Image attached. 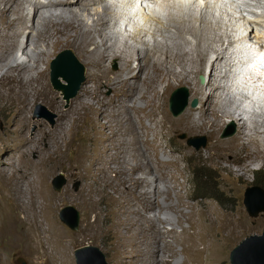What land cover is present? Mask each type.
<instances>
[{
    "label": "bare ground",
    "instance_id": "obj_1",
    "mask_svg": "<svg viewBox=\"0 0 264 264\" xmlns=\"http://www.w3.org/2000/svg\"><path fill=\"white\" fill-rule=\"evenodd\" d=\"M122 1L0 0V71H3L0 95L30 106L40 99L59 115L60 129L57 132L51 133L49 128L43 127L36 140L15 138L13 145L0 149L7 156L3 163L15 166L13 169L0 166V174L6 179L4 186L10 193V199L17 206H24L25 222L29 223L24 235L39 238L36 253L42 259L41 264H74L70 253L72 240L57 219L56 210L60 205L49 192V176L55 167H40V161L36 164L30 155L40 140L49 136L53 140V153H62L76 135L73 116H78L75 119L89 118L97 128L105 122L109 128L108 141H96L93 154L89 155L87 151L84 160L79 162L78 159V166L73 170L80 177L88 172L87 176L94 177L96 181L102 183L104 180L109 189L120 191L124 187L127 199L125 213L117 220L128 224L130 238L125 241L132 246L128 251L140 264H188L191 250L198 253L210 250L216 258L222 239L235 238L247 225L243 214L227 216L214 205L208 206L204 202L203 208L197 209L191 204L190 199L194 197L184 194L186 181L180 180L185 173L181 159L163 150V142L169 141L168 145H171L172 136L181 130V124L188 122L190 132H203L217 138L223 119L235 114L239 124L237 140H228L220 145L223 153L228 152L231 144L244 143V148L256 146L258 154H264V122L253 117L260 112L264 114V106L252 100L242 85H235L231 58L234 52L229 49L228 54L216 44L238 43L241 38H231L230 33L234 35L233 30L238 33L239 27L234 26L239 25L230 24L231 20L223 23L212 10L211 27L198 25L192 16L201 13L202 20L206 21L208 9H199L198 12L195 5L183 7V3L187 4L185 1L191 0H164L167 10L164 17L158 12L147 15L148 25L134 24L131 31L121 33L117 29L121 25L120 20L115 16L121 11L114 5ZM242 2L230 0L228 9L231 12L227 4L220 9L231 15L239 12L247 31L243 38L247 37L258 50L257 45L264 46L260 39L264 37V11L261 16H256L258 20H250L245 16V11H250V3ZM204 5L214 8L207 1ZM137 6L136 1L133 7ZM174 10L181 14L177 16ZM94 11L95 17H92ZM138 16L142 18V15ZM256 24L262 28H257ZM111 29L118 33H111ZM199 30L212 33L209 37L211 42L203 44ZM185 32L197 39V48L201 50L197 56L180 44L188 43ZM150 33L152 39L145 36ZM256 33L260 36L257 37ZM137 41L150 44L151 51L140 47ZM64 46L79 51L90 66L88 80L80 96L71 100L68 108L64 106V89H54L46 79L49 47L58 49ZM253 50H247L251 64L257 59L252 54ZM113 58L120 62L119 71L114 73L109 67ZM134 61H139L138 67H132ZM193 73H207L209 83L217 80L223 91L212 96L199 79L192 77ZM59 79L63 84L68 82L63 76ZM174 79L189 82L193 95L201 99L199 108H189L184 114L186 119H172L165 109V99L174 86ZM106 85L113 88L110 97L105 95ZM161 85L165 87L163 92ZM245 99L251 101L256 110L247 109L243 104ZM242 107L245 108L243 112L240 111ZM236 111L241 114L237 115ZM24 113H27L26 108ZM245 116L255 123L251 134L246 132ZM174 147L185 156L189 152L185 146ZM152 178L157 180V185ZM97 195L98 189L93 183H87L79 195L89 213L83 228L85 238L96 237L102 232L99 226L102 213ZM151 213H155V218ZM184 222L188 223L187 227ZM168 225L171 228H167ZM110 227L111 224L106 230L110 231ZM5 229L3 226L2 231ZM215 232H222L223 236L215 238ZM168 237L173 239L168 240ZM119 246L121 254L127 253L126 246L122 243Z\"/></svg>",
    "mask_w": 264,
    "mask_h": 264
},
{
    "label": "rangeland",
    "instance_id": "obj_2",
    "mask_svg": "<svg viewBox=\"0 0 264 264\" xmlns=\"http://www.w3.org/2000/svg\"><path fill=\"white\" fill-rule=\"evenodd\" d=\"M259 1L243 0L242 3H250V7L248 8L250 9V11H245L246 18L250 20H258V17L256 18V16H261L264 11V0ZM226 3L229 6L227 8H230V0H228ZM259 3H261L262 6L259 5ZM195 5L197 7H200L197 3H195ZM214 5L216 8L210 7V9L208 8L209 6L204 7V5H201V8H199L209 10V15L208 13L206 15L208 18L206 21L202 20L201 13H195L192 18L198 25L202 24L204 26L211 27L213 22H211L209 19L211 16L210 11L212 10L213 12H215V15H218L216 17L219 18L223 23H230V20V24L232 25L237 23V25L239 26L235 25L234 28L239 27L238 33L236 32V30H233L234 35H232V33L230 32L229 33L231 38H241L239 39L238 43H236L235 48L240 47L246 39L245 37L243 38V36L245 35L244 33H246V31L244 30L243 18L242 21L240 20L241 18L239 17V15H236V13H232L231 15V13H227L225 12V10L223 11L222 9H220V1H215ZM199 9L198 12L200 11ZM174 12L177 16L181 14V12L177 10H174ZM118 14L119 15L115 14V16H118V20H120L122 18V14ZM164 14L165 11L162 13V15ZM92 17H95V11L92 13ZM89 18H91V14ZM182 18L184 19L183 16ZM255 26L259 29L262 28L259 24H256ZM117 29L118 32L121 31V33L128 32V30H125V28L123 27L118 26ZM111 30V33L115 31L113 29ZM199 33L202 34L203 44L211 42L209 37L212 36V33L209 34V31H204L202 33L201 30H199ZM259 34L260 33H256V36L259 37ZM149 35H151L153 38V35L151 33ZM184 37L188 40V43L185 44V42H180V44H183L182 46L186 48L185 50H191L192 54L197 56L201 51L199 48H197V39L189 32H185ZM159 38L163 39L162 36H159ZM97 39L100 40L99 37H97ZM260 39L264 43V37L261 36ZM136 43L140 47L151 51L150 44H143L138 41ZM216 44L218 45V47L224 48L225 51L229 50L230 47H232V45H229L226 42H224V44ZM49 49L51 50V52L46 63V79L54 89L57 88H55L51 82V62L57 57L60 52L66 49H71L85 67V80L82 83L77 95L71 97L70 100H67L65 98L66 102L64 106L68 108L70 106L71 100L80 96L82 88L88 80L90 66L87 64V58H85L79 51L74 48L64 46L58 49L49 47ZM89 49L93 50V47L89 46ZM138 66L139 61H134L132 63V67ZM109 67L112 73L118 72L120 69L119 60L115 58L111 59L109 62ZM2 72L3 71H0V75L2 74ZM192 77L199 79L201 84L212 93V96L223 91V88H221L217 80H212L209 83V76L207 73H193ZM174 80V86L169 91L165 99V109L172 119H186L187 117L184 114H186L189 108H199L201 106V99L198 96L193 95V89H190V86L187 84L189 82H180L176 79ZM236 80L239 81L238 76H236ZM243 83L248 86L249 90L251 91V85L246 82ZM1 85H3V83H0V86ZM182 86L186 87L188 90V103L184 111H182L180 114L173 115V112L170 109V98L174 90ZM241 87L247 93V89L243 87V85ZM164 88V85L160 86V90L162 92L165 90ZM104 89L105 95L108 97H110L114 92L113 88L107 85L104 87ZM252 93H250V95H252ZM194 102H196L195 106L192 105ZM39 104L43 106V108L38 110L40 112V116L42 115V117H38V115L36 117V112H34L35 110H37V105ZM243 104L246 105V107H248L247 109H250L251 111H253L254 109L256 110V107H254L249 100H243ZM260 105L264 106V103ZM29 107L30 110H28ZM25 108L27 113H24ZM234 108L235 106H233V109ZM244 109L245 108L242 107L240 108V111L243 112ZM239 113L241 114V112L236 111L237 115H239ZM49 114H53L52 119L49 118ZM196 114L197 113L195 112V115ZM234 115L235 114L228 115L223 119V125L221 126V130L217 138H214L212 135L203 132L192 133L187 127L188 122H185L181 124V130L172 136L171 145H168L170 144L169 141L165 140L163 142V150L168 155L181 159V167L185 169V173L183 176H181L180 180L183 182L186 181L185 187L183 188L184 194L187 196L190 194L194 197L193 199H190L191 204L195 205L197 209H202V203L205 202L206 204H208V206L210 204L214 205L222 214H226L227 216L229 214H233L235 216L243 214L244 218L247 221L246 227L241 232H239L235 238L226 240L225 238L222 239V244L220 245L221 249L216 253H219L218 257L213 258L214 254H211L210 250L206 252L201 251V253H198L196 250H191L188 264H231L230 253L234 246H237L250 235L262 234L264 232V212H261L256 217H252L250 216L244 204V193L246 188L254 185L253 181L256 180V173L258 171H262L264 173V154H258V149L256 146H252V148L249 149L244 148V143L231 144L228 147V152L226 153H223L222 148L220 147V145L224 144L228 140H237V136L239 133V124L237 123ZM22 116H24L23 120L25 121L21 119L23 118ZM75 117L78 116L72 117L73 125L75 124L74 127L76 128L74 129V131H76L75 138L69 144V146L62 151V153H53V140H51L52 137L49 136L40 140V142L38 143V147L35 148L30 155V158L34 160L36 164L37 161H40V164L38 165L40 167H49L52 169L55 167L54 172L51 176H49V192L53 198L56 197L57 202L60 205L56 210L57 219L71 237L72 247L70 249V253L73 259V263L77 264L75 255L76 250L89 245L99 247L105 254L108 264H140L138 260L136 261V258H134L135 256L129 253L128 249H132V246L130 245V247L127 244L128 241H125V239L127 240L128 238H130V230L128 229V224L121 223L117 220L118 217H121L125 213V204L127 199L123 192L124 187H122L120 191L109 189L107 186L108 184L104 180H101L102 183L98 182L94 177L91 178L90 175L87 176V174H89L88 172L86 173V175H83V177H80L76 170H73V167L77 168L78 166V159L79 162L80 160H84L87 151L89 152V155L93 154V148L96 145V141H108L107 136H109V128L107 125H105V122H101L97 128L96 123L91 124L89 118L75 119ZM253 117H255L256 119L261 118L260 122H264V114L261 112L260 114H254ZM244 119L246 120L247 126L246 132L251 134V132H253L252 129L255 123L251 122L250 117L245 116ZM212 120H216L213 115ZM58 122V112H56L46 102L40 99H38L36 102L34 101L33 105L30 106L27 104L24 105V103L23 105L19 104L17 100L11 98L10 96L0 95V149L2 146L13 145V139L15 138L17 139L20 137H26L30 140H36L39 136V132L43 127L49 128L51 133H54L55 131L57 132L58 129H60ZM232 125H234V127ZM232 130L234 131L233 133L231 132ZM229 132H231V134ZM194 136L205 137L206 144L201 146L200 148H196L195 146L189 144V139ZM174 146H185L187 149H189V152L185 156L184 153L177 151ZM6 157L7 156L5 155V153L1 152L0 150V166H8L10 169L15 168V166L6 165L3 163L5 162ZM16 158H18V156ZM200 166L203 167V169L201 170L204 173L209 174L208 178H202L201 174H196L195 176V172H197L196 170ZM59 175H62L61 177L66 179V182L60 191L55 190L53 187V179ZM152 179L154 184L157 185V180H155V178ZM5 180L6 179L0 174V262L2 264H22L20 259H23L26 264H41L42 259L39 258L38 254L36 253V241H38L39 238L37 236L26 237L24 235L27 225L29 224L28 221L25 222L26 215L24 206L19 207L15 204L14 200L10 199V193L4 186ZM261 181L262 179L261 177H259L257 182L260 183ZM24 182L28 184L27 179H25ZM87 183H93L94 187L98 189L97 198L100 202L99 208L100 212L102 213L99 226L101 227L102 232L98 233L96 237L85 238L86 236L83 233V228L85 226L86 220L88 219L89 213L85 207V204L81 201V199H79V195ZM207 183L208 186L204 188V191H201L203 189L198 190V187L200 185L204 186L207 185ZM209 192L211 195L214 194L217 197L202 195V193ZM68 205L74 206L75 209L79 212V228L77 230L72 229L65 221L61 219L62 211ZM151 214L155 218V213ZM110 224V231H107L106 228L110 226ZM184 225L187 227L188 223L184 222ZM3 226L6 227V229L2 231ZM167 228H171V226L168 225ZM179 231H181L180 228ZM222 234V232H215V238H220V236H223ZM136 238H138L137 234ZM172 239V237H168V240ZM121 243L122 246H126L127 253L121 254V251L119 250V244ZM202 246L200 245L199 247L203 249ZM178 248L180 249L181 246H179Z\"/></svg>",
    "mask_w": 264,
    "mask_h": 264
},
{
    "label": "water",
    "instance_id": "obj_3",
    "mask_svg": "<svg viewBox=\"0 0 264 264\" xmlns=\"http://www.w3.org/2000/svg\"><path fill=\"white\" fill-rule=\"evenodd\" d=\"M59 76H63L69 84H63ZM85 80V67L76 57L71 49L60 52L51 62V82L55 88H63L66 99L77 95L82 83ZM188 90L182 86L174 90L170 98V109L173 115L180 114L184 111L188 103ZM196 105V102L192 104ZM42 105H37L36 117L40 116ZM53 118V114H49ZM234 127V125H232ZM234 132L233 130L231 131ZM231 132H229L231 134ZM227 134V135H230ZM189 144L200 148L205 145V137L194 136L189 139ZM56 176L53 179V187L60 191L66 182V179ZM244 204L250 216L256 217L264 212V188L258 185L247 187L244 193ZM61 219L65 221L72 229L79 228V212L74 206H66L62 213ZM77 264H108L105 254L97 246H86L79 248L75 252ZM22 264H26L20 259ZM231 264H264V232L246 237L237 246H234L230 253Z\"/></svg>",
    "mask_w": 264,
    "mask_h": 264
},
{
    "label": "clouds",
    "instance_id": "obj_4",
    "mask_svg": "<svg viewBox=\"0 0 264 264\" xmlns=\"http://www.w3.org/2000/svg\"><path fill=\"white\" fill-rule=\"evenodd\" d=\"M137 1V7H133L135 2ZM149 5L145 6L143 0H123L122 2L117 3L114 5L117 9L121 11L122 18L120 19V27L127 29L128 31L132 30V26L135 24L139 26H146L149 24V21L146 19L147 15H153L156 12L160 14L162 17V13L166 10L164 0H147ZM177 1V0H176ZM209 2V5L215 7V1H220L221 6H224L223 3L227 4L228 0H201L198 2L197 0H191L190 2L185 1L187 4H182L183 7H190L194 2L197 3L201 8V5ZM228 5V4H227ZM196 6V5H195ZM220 6V7H221ZM197 7V6H196ZM205 7V5H204ZM228 9V8H227ZM229 12H231L229 10ZM134 13V14H133ZM138 15H142V18H139ZM239 15V12L236 13ZM246 16V15H245ZM246 31V30H245ZM246 36V33H244ZM149 39H152V36L147 34L145 35ZM245 42L238 48L236 47V43L230 47L231 51L234 53L232 54L231 58L233 59L234 67H233V74L232 78L235 82V85H243L247 89V94L250 96L252 100L257 102L258 104L264 103V65L261 64L262 59H264V46L257 45L256 47L259 48L256 50L254 48L252 42L245 37ZM252 48V54L257 57L256 61L251 64L248 59V49ZM236 76H238V80H236ZM243 82H246L251 85V91L249 90L248 86H246ZM253 92V93H252ZM252 93V95H250ZM251 102V101H250ZM253 186V185H252Z\"/></svg>",
    "mask_w": 264,
    "mask_h": 264
},
{
    "label": "trees",
    "instance_id": "obj_5",
    "mask_svg": "<svg viewBox=\"0 0 264 264\" xmlns=\"http://www.w3.org/2000/svg\"><path fill=\"white\" fill-rule=\"evenodd\" d=\"M201 169H203V167H199L196 171L197 172H195V176H196V174L198 175V174H201L202 175V178H208V173H204ZM201 171V172H200ZM257 178H256V180L255 181H253L254 182V185H258V186H261L262 188H264V173L262 172V171H258L257 173ZM259 177H261V179H262V181L259 183V182H257L258 181V179H259ZM206 183V182H205ZM253 185V186H254ZM206 186H208V183H207V185H200L199 187H198V190H201V189H203V190H201V191H204V188L206 187ZM197 188V187H196ZM213 194V193H212ZM202 195H210V196H212V197H217L216 195H211L210 194V192L209 193H202Z\"/></svg>",
    "mask_w": 264,
    "mask_h": 264
},
{
    "label": "snow or ice",
    "instance_id": "obj_6",
    "mask_svg": "<svg viewBox=\"0 0 264 264\" xmlns=\"http://www.w3.org/2000/svg\"><path fill=\"white\" fill-rule=\"evenodd\" d=\"M261 64L264 65V59H262Z\"/></svg>",
    "mask_w": 264,
    "mask_h": 264
}]
</instances>
